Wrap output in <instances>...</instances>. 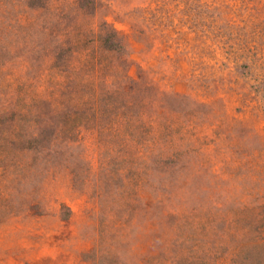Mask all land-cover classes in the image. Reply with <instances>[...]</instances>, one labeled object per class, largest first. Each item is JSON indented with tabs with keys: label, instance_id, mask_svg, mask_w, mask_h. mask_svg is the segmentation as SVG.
Here are the masks:
<instances>
[{
	"label": "rangeland",
	"instance_id": "obj_1",
	"mask_svg": "<svg viewBox=\"0 0 264 264\" xmlns=\"http://www.w3.org/2000/svg\"><path fill=\"white\" fill-rule=\"evenodd\" d=\"M90 3L0 0V264H264V0Z\"/></svg>",
	"mask_w": 264,
	"mask_h": 264
},
{
	"label": "trees",
	"instance_id": "obj_2",
	"mask_svg": "<svg viewBox=\"0 0 264 264\" xmlns=\"http://www.w3.org/2000/svg\"><path fill=\"white\" fill-rule=\"evenodd\" d=\"M76 2L79 3L80 6L84 7V6H87V5H90V0H76ZM108 28V31L105 30L103 36L101 37V43L103 44L104 46V50L106 52H122L121 49H123L122 47V43H121V38L118 37V34L115 30ZM87 59L88 62H91V61H94L93 58L91 59V55L87 54ZM121 63V62H120ZM118 66H121L120 64ZM75 92V91H74ZM73 93H70L71 95L74 94ZM62 95H68V92H64L62 93ZM76 98V96H73L71 99H74ZM88 100V99H87ZM87 100L85 101H82L79 105H75L73 104V106L71 107H68L66 112L63 113V116L64 115H72V116H77L79 118H82L84 117L85 115H87L88 113L85 111V105H88L89 102H87ZM93 101V100H92ZM98 101V100H97ZM94 102V101H93ZM95 103V102H94ZM65 107V106H64ZM91 114H93L94 116H96V112L95 111H92Z\"/></svg>",
	"mask_w": 264,
	"mask_h": 264
}]
</instances>
